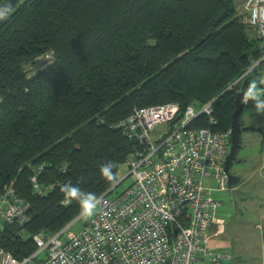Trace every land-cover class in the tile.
Masks as SVG:
<instances>
[{
	"label": "trees",
	"instance_id": "trees-1",
	"mask_svg": "<svg viewBox=\"0 0 264 264\" xmlns=\"http://www.w3.org/2000/svg\"><path fill=\"white\" fill-rule=\"evenodd\" d=\"M252 33L236 0H20L0 24V193L13 184L30 221L7 224L0 246L31 255L27 236L54 234L80 214L66 184L99 198L120 180L139 144L117 125L136 108L213 101L214 128L232 127L237 91L253 79L264 87V60L251 68L262 56ZM46 51L52 62L30 74ZM109 161L110 179L100 171Z\"/></svg>",
	"mask_w": 264,
	"mask_h": 264
},
{
	"label": "built area",
	"instance_id": "built-area-1",
	"mask_svg": "<svg viewBox=\"0 0 264 264\" xmlns=\"http://www.w3.org/2000/svg\"><path fill=\"white\" fill-rule=\"evenodd\" d=\"M237 16L261 41L262 56L253 68L264 60V0H243ZM212 102L200 108H183L178 101L142 106L120 120L117 127L139 146L125 162L128 173L99 196L98 211L66 240L64 231L73 222L54 234H30L37 249L29 256L18 259L0 246V264H198L199 251L211 253L209 231L221 204L207 181L216 179L220 190L227 189L224 167L232 141L231 127L214 128L219 120ZM200 114L208 125H194ZM166 123L169 130L154 136L155 126ZM127 178L132 182L110 196ZM33 182L39 194L45 192L36 176ZM29 211L14 185L5 186L0 230L9 223L24 226ZM262 255L264 263V248ZM228 258L218 251L213 261Z\"/></svg>",
	"mask_w": 264,
	"mask_h": 264
},
{
	"label": "rangeland",
	"instance_id": "rangeland-1",
	"mask_svg": "<svg viewBox=\"0 0 264 264\" xmlns=\"http://www.w3.org/2000/svg\"><path fill=\"white\" fill-rule=\"evenodd\" d=\"M243 0H236V11L239 9ZM253 34V33H252ZM255 36V34H253ZM54 54L52 51H46L43 55L37 56L34 58L33 62H30L26 65L27 69L30 71V74H34L36 71L43 69L47 64L51 63L53 60ZM264 71L261 76V80L264 82ZM263 78V79H262ZM264 84V83H263ZM262 94H264V87L258 86ZM241 123L245 126L251 125L256 127V129L243 130L240 135L241 145L238 149V153L233 160L231 166V172L233 174H239L241 176L240 180L233 187L228 186L225 190H220L218 188L217 180L208 182L207 185L213 187L212 196L219 199L222 202V205L217 209L219 214H223L225 218L229 221L228 230L230 232L234 230L235 226L239 225L240 220L247 216L246 204L242 202L245 198L244 196L248 194L250 190V185H254L255 181L260 180L264 181V167L261 162V143L264 139V113H258L254 106H248L245 108L241 114ZM169 130V124H158L154 128V136L159 135L162 132ZM264 149V148H263ZM264 152V151H263ZM129 171V167L122 164L120 167V176H124ZM132 178H127L120 186H118L111 194L117 190L122 189L130 182ZM262 184V183H261ZM262 188V186H259ZM222 207V208H221ZM99 209V205L93 214H95ZM222 211V212H221ZM244 216V217H243ZM91 217V216H90ZM90 217H82L76 219L72 224L66 227L63 235V239L73 236L80 227L88 221Z\"/></svg>",
	"mask_w": 264,
	"mask_h": 264
},
{
	"label": "crops",
	"instance_id": "crops-1",
	"mask_svg": "<svg viewBox=\"0 0 264 264\" xmlns=\"http://www.w3.org/2000/svg\"><path fill=\"white\" fill-rule=\"evenodd\" d=\"M243 126L253 127L251 125ZM254 128L256 129V127ZM263 148L264 139L260 148L261 162L264 166ZM210 181L215 180H208L207 183ZM261 183L258 180L254 185H250L248 194L242 200L248 208V214L231 232L230 228L228 230L229 221L223 214L216 212L217 220L211 225L209 231L208 246L211 248V253L205 254L203 251H199L197 254L198 264H215L213 256L218 251L229 253L230 258L222 259L217 264H264L262 255L264 248V181ZM260 185L262 188L259 187ZM221 205L222 202L219 207Z\"/></svg>",
	"mask_w": 264,
	"mask_h": 264
},
{
	"label": "clouds",
	"instance_id": "clouds-1",
	"mask_svg": "<svg viewBox=\"0 0 264 264\" xmlns=\"http://www.w3.org/2000/svg\"><path fill=\"white\" fill-rule=\"evenodd\" d=\"M241 99L245 103L252 101L255 110L258 113H264V94H262L261 89L258 87L257 80L253 79L249 82ZM114 166V162L112 161L103 164L100 169L101 174L110 179ZM62 191H64L67 197L78 198L81 216L87 218L93 215L98 203V197L95 193L83 192L78 186L73 184H66Z\"/></svg>",
	"mask_w": 264,
	"mask_h": 264
},
{
	"label": "water",
	"instance_id": "water-1",
	"mask_svg": "<svg viewBox=\"0 0 264 264\" xmlns=\"http://www.w3.org/2000/svg\"><path fill=\"white\" fill-rule=\"evenodd\" d=\"M20 2V0H0V24L4 22V20L9 16V14L14 10L15 6ZM243 96L242 91H237L236 99H235V110L232 114L233 120H232V134H231V146H230V152L226 156L225 161V172L228 175V186L233 187V185L237 184L240 180L241 176L238 174H233L231 172V166L234 158L236 157L238 153V149L241 145V120H240V114L242 110L244 109V104L242 102L241 97ZM81 217V214H79L76 219ZM76 219L74 221H76ZM72 221V222H74Z\"/></svg>",
	"mask_w": 264,
	"mask_h": 264
}]
</instances>
